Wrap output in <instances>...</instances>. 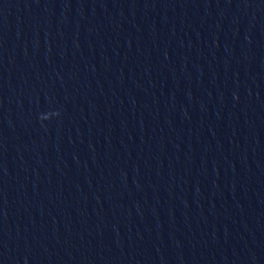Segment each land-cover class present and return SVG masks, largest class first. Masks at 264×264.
<instances>
[{
  "label": "water",
  "instance_id": "1",
  "mask_svg": "<svg viewBox=\"0 0 264 264\" xmlns=\"http://www.w3.org/2000/svg\"><path fill=\"white\" fill-rule=\"evenodd\" d=\"M0 264H264V0H0Z\"/></svg>",
  "mask_w": 264,
  "mask_h": 264
},
{
  "label": "clouds",
  "instance_id": "2",
  "mask_svg": "<svg viewBox=\"0 0 264 264\" xmlns=\"http://www.w3.org/2000/svg\"><path fill=\"white\" fill-rule=\"evenodd\" d=\"M56 116H59V112L50 113V115H48L47 117L42 116L41 120H50V119H52L53 117H56Z\"/></svg>",
  "mask_w": 264,
  "mask_h": 264
}]
</instances>
